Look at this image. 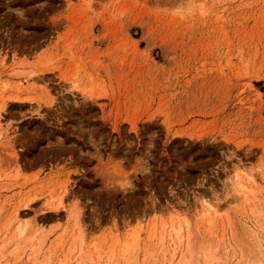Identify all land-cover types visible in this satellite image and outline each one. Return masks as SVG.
I'll use <instances>...</instances> for the list:
<instances>
[{
	"label": "rangeland",
	"instance_id": "1",
	"mask_svg": "<svg viewBox=\"0 0 264 264\" xmlns=\"http://www.w3.org/2000/svg\"><path fill=\"white\" fill-rule=\"evenodd\" d=\"M4 102L0 264H264V0H0Z\"/></svg>",
	"mask_w": 264,
	"mask_h": 264
},
{
	"label": "bare ground",
	"instance_id": "2",
	"mask_svg": "<svg viewBox=\"0 0 264 264\" xmlns=\"http://www.w3.org/2000/svg\"><path fill=\"white\" fill-rule=\"evenodd\" d=\"M24 79V80H23ZM23 79H21V81H27V79L26 78H24L23 77ZM5 102L4 103H2L1 105H0V124H2L1 123V117L3 116L2 114H1V112H2V110H4V108H5ZM3 118V117H2ZM239 189H240V194H239V198L240 197H242L243 198V196H245L246 194H247V192L250 190V188L251 187H247L246 185H244L243 184V181H242V183H240L239 184ZM237 198V197H236ZM246 198V197H245ZM238 199V198H237ZM61 200H62V198H61ZM212 205V204H211ZM213 207H214V205H212ZM211 206V207H212ZM211 207H209L210 209L208 210V208L206 209L207 211L204 213L205 214V216H206V218L208 219V220H211L212 219V217H216V216H218L219 215V206L218 205H215V207L213 208V210L211 209ZM15 218L16 219H18L19 220V218H20V214H19V212L18 211H16V213H15ZM171 226V225H170ZM172 226H173V228H175V226L173 225V223H172ZM178 226V225H177ZM182 224L180 223V226L177 228H175V229H177L176 231H174V233H175V236L176 237H174V238H182V235H181V229H182ZM19 231H20V233H24L27 229H26V225H22L21 226V221L19 220ZM173 231V230H172ZM35 232H37V230L35 231ZM34 232V233H35ZM183 234V233H182ZM32 235H34V234H32ZM41 235V234H40ZM39 237V236H38ZM139 236L138 235H135L134 237H133V239L131 240V241H129V242H127L126 243V246L122 249V251L121 252H123V250L125 251V252H132V250H134L135 249V246H136V244H137V241L139 240V238H138ZM40 239H38V242L36 243V245H34V248L35 249H37V250H40V249H42V248H44L45 247V245H46V243H47V235L45 234L44 236L43 235H41L40 237H39ZM178 240V239H177ZM174 242V241H173ZM78 252H79V250H78ZM81 253V252H80ZM112 255V254H111ZM124 256V255H123ZM191 258V257H190ZM186 259V258H185ZM83 260V259H82ZM188 262V261H187ZM80 263V262H79ZM81 264H84V263H82V261H81Z\"/></svg>",
	"mask_w": 264,
	"mask_h": 264
}]
</instances>
